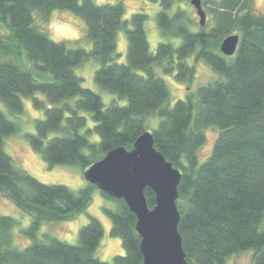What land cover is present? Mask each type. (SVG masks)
I'll use <instances>...</instances> for the list:
<instances>
[{
	"label": "trees",
	"instance_id": "trees-1",
	"mask_svg": "<svg viewBox=\"0 0 264 264\" xmlns=\"http://www.w3.org/2000/svg\"><path fill=\"white\" fill-rule=\"evenodd\" d=\"M181 2L190 0H180ZM253 0H203L212 18L208 29L195 30L181 4L162 0L158 20L163 35L179 36L181 43L161 41L156 53L149 47L144 27L146 14L135 13L128 30L127 62H119L117 32L123 21L124 1L97 4L94 0H0V106L12 112L23 108L22 95L45 92L53 101L77 96L76 106L65 103L45 110L36 123L33 146L50 165L79 164L84 171L116 147H133L147 128L146 116L158 112L152 129L154 142L182 172L177 205L179 231L188 264H224L233 253L255 249L254 263L264 264V13L252 9ZM54 9H67L84 18L91 50L70 49L40 30L37 20L48 22ZM230 34L241 37L232 56L220 50ZM195 54L223 78L198 88L199 100L179 99L168 106L169 88L154 65L175 70L192 79L195 68L187 58ZM35 73L21 66V57ZM93 57L101 66L96 81L128 100L106 105L100 94L82 85L74 67ZM143 71V72H140ZM172 72V71H171ZM46 74L50 78H46ZM92 112L96 124L88 127L79 110ZM216 124L217 139L211 154L200 162L205 128ZM16 124L0 108V192L33 216L31 236L44 221H62L85 211L95 185L79 192L64 184H48L14 166L4 149L5 137ZM95 130L98 141L88 134ZM54 134L53 136H51ZM106 197L116 199L103 192ZM150 208L155 193L145 191ZM107 210L110 233L121 237L126 253L113 263L95 256L102 222L92 217L80 230V244L57 238H35L24 249L12 247L15 218L0 216V264H143L136 215L124 199Z\"/></svg>",
	"mask_w": 264,
	"mask_h": 264
},
{
	"label": "rangeland",
	"instance_id": "rangeland-1",
	"mask_svg": "<svg viewBox=\"0 0 264 264\" xmlns=\"http://www.w3.org/2000/svg\"><path fill=\"white\" fill-rule=\"evenodd\" d=\"M97 4L115 3L118 0H94ZM125 4L123 21L127 24L122 26L117 32L116 52L119 54V62H127L128 52V30L133 27L132 17L135 13L146 14L144 22L145 31L149 41L150 50L156 53L161 41L172 42L179 46L181 38L179 36L163 35L158 14L163 8L162 0H122ZM205 9L206 23L200 24V17L196 8L190 1L181 2L173 0L170 13L181 4L186 12V17L191 19V27L195 30L201 28L208 29L212 24V18ZM252 9L256 13H264V0H253ZM38 28L46 32L54 41L65 44L70 49L84 48L91 50L93 40L88 36V26L86 21L80 15L67 9H54L48 22L37 20ZM21 66L33 70L32 63L22 55ZM187 62L193 65L195 72L192 79L177 77L178 66L175 70L167 71L162 65L155 64L154 71L157 76L162 77L169 88L168 106L172 108L179 99L199 100L198 88L202 85L213 83L223 78V76L212 69L205 60H197L193 53L187 58ZM101 66L98 59L89 57L85 58L80 64L74 67V72L82 77V85L91 88L102 97L103 102L108 105L116 101L120 105L128 103L127 98L119 97L116 93L103 87L96 81V72ZM143 72V71H140ZM144 73V72H143ZM46 78L50 75L46 74ZM23 108L19 112L10 111L7 106L1 104L8 119L16 124V130L7 135L4 140V149L11 156L14 166L21 168L37 179L48 184H64L73 191L79 192L88 185L84 177V169L79 164H57L50 166L43 158L42 153L37 150L32 143V136L36 135V123L39 119L45 118V110L51 106H61L65 103L75 107L78 97L73 96L60 101H53L43 91H35L32 95H22ZM80 114L87 117L88 127L93 128L96 124L92 112L88 110H79ZM160 116L158 112L149 113L146 116L148 130L156 128L159 124ZM206 141L200 147L199 159L203 162L212 152L214 143L217 139L219 127L216 124L207 126L205 129ZM52 134L51 136H53ZM90 141H98L99 134L93 130L88 134ZM117 208L116 199L106 197L103 192L93 188L92 198L85 211L77 213L72 218L62 221H44L38 229L35 230V238L44 242H49L51 238H57L66 243L77 245L80 244V230L88 224L92 217L99 219L104 228V233L100 238L95 256L103 261L113 263L115 257L126 253L121 237L113 236L110 233L111 218L107 210ZM11 215L15 218V223L11 228L12 247L24 249L31 245L34 236L28 232L33 222V216L21 210L14 201L0 192V216ZM264 228V219L260 225ZM255 249L250 248L230 255L224 264H255Z\"/></svg>",
	"mask_w": 264,
	"mask_h": 264
},
{
	"label": "water",
	"instance_id": "water-1",
	"mask_svg": "<svg viewBox=\"0 0 264 264\" xmlns=\"http://www.w3.org/2000/svg\"><path fill=\"white\" fill-rule=\"evenodd\" d=\"M206 23L202 0H190ZM239 34L226 36L220 50L226 56L237 52ZM85 179L102 192L124 199L136 215V230L141 237L143 264H188L179 231L181 213L177 200L182 172L157 149L152 131L146 130L127 149H111L84 171ZM155 193L156 204L150 208L145 191Z\"/></svg>",
	"mask_w": 264,
	"mask_h": 264
}]
</instances>
